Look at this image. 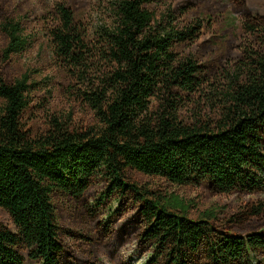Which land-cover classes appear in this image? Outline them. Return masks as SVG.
Masks as SVG:
<instances>
[{
    "label": "trees",
    "instance_id": "obj_1",
    "mask_svg": "<svg viewBox=\"0 0 264 264\" xmlns=\"http://www.w3.org/2000/svg\"><path fill=\"white\" fill-rule=\"evenodd\" d=\"M101 6L92 26L49 5L38 25L51 66L18 67L35 39L29 14L0 0V210L11 222L0 220V264H105V241L133 239L144 264H264L263 206L190 217L133 178L218 196L264 186V15L245 11L240 36L219 41L205 32L225 16L201 0ZM45 71L89 122L50 115L40 128ZM96 196L117 202L111 220Z\"/></svg>",
    "mask_w": 264,
    "mask_h": 264
},
{
    "label": "rangeland",
    "instance_id": "obj_2",
    "mask_svg": "<svg viewBox=\"0 0 264 264\" xmlns=\"http://www.w3.org/2000/svg\"><path fill=\"white\" fill-rule=\"evenodd\" d=\"M230 0H201V6L208 11H218L225 16L226 22L219 21L214 25L212 30L205 32L206 38H216L219 41L230 40L232 37L240 36V22L244 16V12L248 11L252 14L260 13L264 15V0H245L243 7L239 5L227 4ZM7 6L11 9L13 14L19 16L23 13L29 14V24L27 26V33L32 34L35 39L29 50L18 59V67H27L31 65L39 66L37 60L41 61L45 66H51L48 59V44L45 37L40 32L39 19L45 12V9L55 2H65L70 5L79 16L92 26L96 25L102 16L100 9L102 8L104 0H5ZM243 11V12H242ZM227 19L233 22L232 26H228ZM49 70V69H48ZM54 72V70L51 69ZM45 71V74L52 73L51 84L46 90H41L35 94L33 103L42 102L38 108L39 112V126L44 127V119L50 115L56 116H72L74 123L81 121L89 122L91 116L88 112L82 111L78 106H73L67 98L58 90V79L53 77L55 73ZM50 73L48 76H50ZM38 119H36L37 121ZM64 120V119H62ZM35 122V119H34ZM133 178L148 188H151L157 193L166 194L167 201L173 208L185 210L190 217L211 216L223 218L225 215L233 214L241 211L247 207L254 205L263 206L264 209V186L251 193L238 192L231 195H213L204 187L199 188H178L173 187L163 182L158 178L143 176L141 174H133ZM100 196H96L92 200V204L98 208L101 219L108 221L112 216L108 214V201H102L99 206ZM101 202V201H100ZM113 209L118 208L117 202L111 204ZM0 220L11 226V222L7 214L0 210ZM261 220V219H260ZM252 220L246 228H259L262 221ZM102 238H105L104 231H101ZM105 241L101 247V259L105 264H144L149 258V253L143 251V248L136 243V239L129 242H108ZM114 243V245H113Z\"/></svg>",
    "mask_w": 264,
    "mask_h": 264
}]
</instances>
